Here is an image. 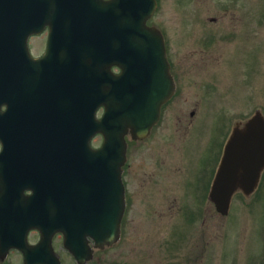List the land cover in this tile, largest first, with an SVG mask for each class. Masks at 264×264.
<instances>
[{
	"label": "flooded vegetation",
	"instance_id": "af4514ba",
	"mask_svg": "<svg viewBox=\"0 0 264 264\" xmlns=\"http://www.w3.org/2000/svg\"><path fill=\"white\" fill-rule=\"evenodd\" d=\"M70 5L74 6V0H0V82L8 89V95L0 97L3 102L0 106V153L2 150L7 151V164L0 169V264H25L23 253L9 241L16 231L21 233L30 221L29 196L32 191L28 182L31 178L36 179L30 175L31 167L35 165L37 156H40L36 147L28 143L30 136L40 130H49V126H46L49 114L55 112L63 120L68 109L73 113V105H68L73 96L70 97L68 91L70 88L71 94L74 93V68H86L85 61L88 58L74 56V16L63 15V6ZM207 19L212 22L217 20L214 16H207ZM32 20L42 22L41 26L31 27ZM237 20L240 21V16ZM107 21L110 22V19ZM232 24L233 31L229 36L237 43L238 27L236 22ZM106 27L110 33V23ZM32 29L38 30L31 32ZM160 30L166 43L174 91L162 104L160 117L148 134L139 138L127 136L126 161L122 169L125 208L120 237L125 234L133 237L135 232L140 233V224L152 223L155 219L156 238L152 243L156 244V249L165 237L169 242L167 248L173 254L172 243L181 241L185 264L202 263L205 243L203 241L202 244L200 239L204 237L206 230L197 234L196 222L200 221L199 228L203 226L205 215L209 211L216 217H223L208 199V190L231 125L227 124L225 118L228 112L220 105L222 100L229 102L230 97L223 98L222 75L221 71L216 70L219 53L211 51L213 48V51L219 49L222 32H207L200 39L201 56L191 57L189 61L190 52L172 47L169 29ZM244 39L245 37L243 47L247 44ZM106 41L110 47L111 38L108 37ZM110 55V48L103 50V56L96 57V64L92 68L119 71L117 66L111 65ZM32 59H40L41 65L32 64ZM31 71L40 72L41 85L44 86L45 96L37 100V112H31ZM175 104L176 109H173ZM214 104L220 106L214 111L217 118L213 119L214 133L210 134L208 121L211 116L208 110L212 111ZM185 107H188L187 112L182 109ZM235 110L237 109L230 111ZM174 113L176 123L187 129L186 135L179 142V151L175 154L174 137L170 130V120ZM239 118L238 114L235 120ZM54 124L58 130L64 128L60 124ZM167 130L171 132L169 137L164 135ZM153 135L160 139V145L154 154H150L153 143L156 142ZM188 140L191 147L186 145ZM174 158L182 160L181 176L174 174ZM184 166L187 168L185 176ZM175 177L179 183L184 184L181 194L185 201L177 213L179 230H176L174 210ZM260 183L258 192L234 194L227 214L230 218L236 216L232 208L238 197L244 200H258L261 197L264 200V190H261ZM207 204L210 208H207ZM243 211L246 217L252 215L249 209ZM247 212L249 215H246ZM255 216V220L260 222L255 231L257 245L243 257L246 264H264V209ZM235 219L236 222L239 220L237 217ZM163 222L167 232L160 236ZM135 229L138 231H132ZM39 238L37 229L28 230L27 239L30 244H39ZM142 239L148 242L147 236ZM218 248H221V243ZM33 258L40 260L38 264H74L73 254L64 246L61 233L57 232L51 243L44 240ZM33 264L37 263L34 261Z\"/></svg>",
	"mask_w": 264,
	"mask_h": 264
},
{
	"label": "water",
	"instance_id": "95a60500",
	"mask_svg": "<svg viewBox=\"0 0 264 264\" xmlns=\"http://www.w3.org/2000/svg\"><path fill=\"white\" fill-rule=\"evenodd\" d=\"M155 7V0H88L85 6H74V25L85 26L74 34L78 54L102 53L109 48L104 43L107 31L102 21L98 28L92 17H117L118 21L113 19L116 28L119 24L123 28L121 43L110 46L111 60L121 72L85 70L83 76L78 71L74 76V126L68 133L47 136L53 155L43 169L46 183L37 197L43 209L34 221L43 232L48 231L44 233L47 243L52 232L60 230L80 264L92 257L90 240L94 247L102 248L119 237L126 132L133 137L145 135L173 91L162 34L145 24ZM113 31L111 28L110 33ZM104 81L109 86L104 87ZM4 94L0 90V97ZM100 106L105 110L96 118ZM96 133H101L103 140L94 149L90 140ZM263 169L264 118L256 112L236 123L225 145L209 191L216 209L226 214L235 191L252 192ZM45 184L48 188L44 190Z\"/></svg>",
	"mask_w": 264,
	"mask_h": 264
},
{
	"label": "rangeland",
	"instance_id": "374dc122",
	"mask_svg": "<svg viewBox=\"0 0 264 264\" xmlns=\"http://www.w3.org/2000/svg\"><path fill=\"white\" fill-rule=\"evenodd\" d=\"M207 16H214L217 20L212 22L207 19ZM239 16L240 21L237 20ZM234 22L238 27L236 30L237 43L234 38L229 36L233 31L232 23ZM149 23L159 28L169 29L172 47L190 52L189 61L191 57L201 56L200 39L207 32L211 30L215 33L222 32L219 49L213 51V48L211 51L219 53L216 70L221 71L223 98L230 97L229 102L222 100L220 104L222 109L228 112L225 116L227 124H232L238 114L242 116L257 108L264 109V0H159V6L150 17ZM243 37L247 43L244 44V47L242 46ZM220 105L214 104L212 111L208 110V114L211 116V119L207 120L210 134L214 133L213 119L217 118L214 111L219 109ZM173 109H176V104ZM182 109L187 112L188 107ZM232 109L237 110L231 112ZM170 121L175 154L179 151V142L186 135L187 129L176 123L175 113ZM170 130H167L164 135L169 137ZM190 134L192 135V131ZM154 137L156 142L153 143V151L150 154H154L160 145V139L153 135ZM100 140L101 137L98 135L92 140V144L97 146ZM186 145L191 147L189 140ZM171 158L172 155L169 156V159ZM173 161L174 174L181 176L182 160L174 158ZM186 172L187 168L184 166V176ZM183 187L184 184L179 183L178 178L175 177L176 230H179L180 226L177 223L178 209L185 201L181 194ZM262 190H264V185ZM254 199L244 200L238 197L232 208L234 209L233 213L236 214L233 218L227 216L219 218L209 211L205 215L203 226L199 228L200 221L196 222L197 234L206 230L204 237L200 239L201 243L203 241L205 243V253L202 263L194 262L192 264H246L243 257L253 251L257 245L255 231L260 222L255 220V214L264 209V200L261 197L258 200ZM207 208H210L209 204H207ZM243 209H249V213L252 215L246 217ZM152 215L155 217L154 212ZM246 215H249L248 212ZM236 217L239 219L237 222L235 221ZM261 224H263V219ZM156 228L155 219L152 223L140 224V233L135 232L132 234L133 237L130 234L128 236L125 234L111 247L95 250L93 258L86 264H185L181 241L172 243L173 254L167 248L169 242L165 237L158 249L155 248L156 244L152 243V240L156 238ZM166 228L163 222L160 236L166 234ZM143 236H147L148 242H144ZM150 240L151 242H149ZM220 243L221 248H218Z\"/></svg>",
	"mask_w": 264,
	"mask_h": 264
}]
</instances>
